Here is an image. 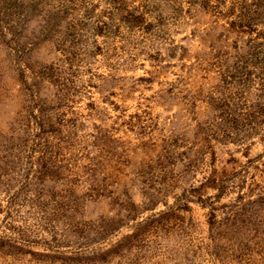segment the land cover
Here are the masks:
<instances>
[{
  "label": "rangeland",
  "instance_id": "1",
  "mask_svg": "<svg viewBox=\"0 0 264 264\" xmlns=\"http://www.w3.org/2000/svg\"><path fill=\"white\" fill-rule=\"evenodd\" d=\"M0 264H264V0H0Z\"/></svg>",
  "mask_w": 264,
  "mask_h": 264
}]
</instances>
